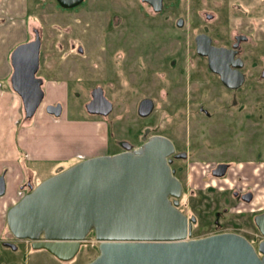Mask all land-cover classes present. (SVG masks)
<instances>
[{"label":"flooded vegetation","instance_id":"af4514ba","mask_svg":"<svg viewBox=\"0 0 264 264\" xmlns=\"http://www.w3.org/2000/svg\"><path fill=\"white\" fill-rule=\"evenodd\" d=\"M30 2L19 0L18 8L27 10L31 18L25 43L40 38L36 77L42 79L43 87L47 82L82 86L86 78L76 56L86 57L93 61L92 65L100 62L102 66L93 67L101 74L97 80L113 85L114 77L108 72L104 75L111 69L124 80V85L133 83L134 88L151 89L147 96L137 100L135 110L139 117L146 118L156 110L163 80L170 81L173 99L163 107L159 104L155 135L169 139L174 145L169 159L174 176L182 183V196L196 195L201 190L202 176L210 188L216 187L211 188L212 192L226 191L230 196L227 205L216 210L212 229L203 236L229 232L251 241L249 230L236 227L235 223L227 228L232 219L246 218L243 227L258 231L260 238L254 245L257 247L264 240L257 226L264 219V0H37L33 5ZM204 6L207 9L203 10ZM45 21L52 23L43 24ZM51 29L54 36L46 37L45 46L44 37ZM76 37H84L87 42L96 40L98 49L92 55L86 54L83 45L76 44ZM135 39L138 44L129 47ZM166 40L170 41L169 47L162 45ZM103 53L109 54L101 61L98 57ZM119 53L126 69L113 60ZM10 58L11 55V66ZM93 80L95 77L89 82ZM102 86L99 83L91 91V100L99 88L105 96ZM105 98L112 103L113 111V102ZM146 101L152 102L153 111L143 117L141 104ZM58 104L63 106L64 113L61 102L50 105ZM164 117L170 118L167 125ZM184 117L187 123L180 126ZM166 129L172 136L164 132ZM148 131L149 128L143 130V143L148 139ZM118 145L122 149L119 152L127 145L135 148L128 141ZM220 146L225 151L220 157H204L211 156V149ZM1 176L6 181V172ZM232 181L235 184L229 187ZM36 186L26 182L22 195ZM196 224L197 218L193 226ZM4 232L5 239H1L4 247L35 250L32 242L16 240L7 229Z\"/></svg>","mask_w":264,"mask_h":264},{"label":"water","instance_id":"95a60500","mask_svg":"<svg viewBox=\"0 0 264 264\" xmlns=\"http://www.w3.org/2000/svg\"><path fill=\"white\" fill-rule=\"evenodd\" d=\"M40 38L11 54V87L32 119L45 97L40 67ZM100 91V92H96ZM86 105L90 114L108 116L112 103L101 88ZM48 114L62 116L63 106ZM153 111L141 104V116ZM173 143L158 135L138 148L124 146L114 155L84 159L42 181L7 212V226L19 241L46 250L60 261L72 260L94 234L99 255L88 264H264V240L255 247L236 233L192 238L195 217L180 209L182 183L169 157ZM6 181L0 177V196ZM264 238V219L258 224Z\"/></svg>","mask_w":264,"mask_h":264},{"label":"rangeland","instance_id":"374dc122","mask_svg":"<svg viewBox=\"0 0 264 264\" xmlns=\"http://www.w3.org/2000/svg\"><path fill=\"white\" fill-rule=\"evenodd\" d=\"M5 1L6 0H0V23L6 18H15L17 22L19 21L20 28L18 30L21 29V22H26L27 25L25 24L24 27L28 29L30 27L31 18L27 15V10L24 8L23 10L18 8V0H13V8H10L8 5L7 9H4ZM36 1L37 0H31L30 3L33 5ZM202 9H207V7L204 6ZM86 19L87 18L84 19L85 22ZM44 23L48 25L51 24L52 21H45L43 24ZM15 27H18L17 23L15 24ZM53 34L54 31L51 29V31L44 37L45 46L46 37L48 38L49 36L51 39V37L54 36ZM54 39L55 38H52V40ZM75 42L77 45H83L85 53H89L91 55L95 49H98L99 46V42L96 43V40L92 39V41L87 42L84 37H76ZM137 44L138 40H132L129 47L131 46V48H133L132 46ZM162 45L164 47H169L171 44L170 41L166 40L162 43ZM107 54H100L98 59L101 61L105 60L108 57ZM120 56L122 57L120 53L115 54V59H113L115 60V63H122ZM76 57L79 59H76L77 63L83 67V78L85 77L86 80L83 81L82 86L80 87L71 85L67 86L68 94L67 98L64 99V113L61 117H57L59 118L57 121L60 124L62 122L61 127L51 126V119H48L45 111V105L48 100L43 102L42 106L38 110L37 116H35L36 118H33L34 122L32 123V127L29 128L30 131L22 135H19L21 130L17 128V125L11 126L8 123L11 120L12 113L10 112L7 118L6 114H2L3 118L0 121L2 129H0V134L3 131L4 136H2L1 140L3 143L1 142L0 146H6L9 144V148H16V150L19 151L23 149L29 152L41 151V155L36 157L34 160H27L26 162L28 168L33 173L31 183L34 186L57 174V171L61 167L66 168L68 166V163H65L63 159L57 158H61L66 151L69 153L68 156L75 154L84 158L90 157L94 154H112L119 152L122 149L119 147L118 143L122 141L130 142L135 146V148L140 147L143 144V139L145 138L143 130L149 128V131L146 134L148 139L154 136L155 132L158 133L159 104L163 107L165 103H168V100L173 99L174 92L172 91V87L169 85L170 81H166L164 79V84L161 87L159 96L157 97L158 101L155 102L156 110L153 114L150 113L152 115L149 117L141 118L135 113L138 105L137 100H139L140 97L147 96V93H150L151 89L144 91L134 88L135 85H133V83H130L129 86L126 84L124 85V80L116 77L115 72L113 73L111 69L106 71L104 75L106 76L108 72L110 77H114L113 85L111 83L107 84L103 79L97 80L100 78L101 74L96 72L93 67L99 65L102 68L101 64H99L100 62L92 65L93 61L89 62L88 58L84 57V59H80V57ZM121 65L123 66L122 68L125 66L126 69V62ZM99 71L102 70L99 69ZM94 77L95 80H93L92 83L89 82V79ZM99 83L103 85L102 87L106 92L105 96L114 104L113 111L106 117L90 114L86 110V105L91 101V91L96 88ZM166 92L169 93V96H172L168 97ZM2 108L3 111L7 110V108H4V105H2ZM127 109L130 110L129 114H127ZM54 117L51 118L54 119ZM60 119L62 120L60 121ZM186 120V117L181 119L179 121L181 124L179 125H186ZM163 121H165V125H167L170 123V118L164 117ZM39 128L41 129L39 130ZM42 131L44 132L43 134ZM164 132H167L170 136H172L169 129H166ZM21 139H23L22 143H20ZM148 139H146V141ZM34 142L35 144H33ZM48 152H53V155H47L46 153ZM209 153L211 156L205 155L204 157H220L221 154L225 153V151L220 146L212 148ZM187 182L190 183L189 181ZM232 184H235V182H230L229 187H231ZM13 187L14 185H10L9 187L7 186L5 196L0 197L1 206L14 197V191H12L14 189ZM199 188L201 190L198 189L196 195L194 196L188 195V193L183 195L180 203V209L183 213L189 217L197 218L198 224L193 226L192 238H199L205 233H210L216 210L219 211L222 209V206L227 205L226 201L230 198L226 191L212 192L211 188L213 190L216 187L211 186L210 188L203 176ZM262 195H264V193H262ZM21 196L24 195H22V192L20 191V197ZM235 217H237V215ZM244 221H246V218L232 219L227 228L234 227L231 224L235 223L237 224L236 227L249 230L250 234H247L248 237L253 242V245L257 244V241L260 238L258 237L259 235H257V229H252L246 225L243 227ZM1 230H3V225L2 227L0 226V231ZM4 236H6L5 233ZM2 238L3 237L0 235V264H88L99 255L98 243L95 242L94 238H90L89 243L83 245L76 257L70 261H59L46 251L31 250L29 252L28 250L23 249V246L19 251L8 249L1 244ZM254 241L256 243H254Z\"/></svg>","mask_w":264,"mask_h":264},{"label":"crops","instance_id":"0c3cea01","mask_svg":"<svg viewBox=\"0 0 264 264\" xmlns=\"http://www.w3.org/2000/svg\"><path fill=\"white\" fill-rule=\"evenodd\" d=\"M19 1V0H18ZM13 8V0H6L5 1V7L4 9H7V7ZM18 24V27H15V24ZM21 29L19 25V21L14 19H4L0 23V121L3 118L2 114H6V118L9 116L10 112L12 113V117L9 123V125H17V128H19L21 131L19 135L25 134L28 131H30L29 128L32 127V123L34 122L35 116L32 118V120H27L25 118V112L23 107V102L21 97L13 91L11 87V75H12V67L10 66L9 57L13 51V49L22 43H25L29 39L28 29L25 28L26 22H21ZM27 25V24H26ZM45 92L44 102L47 101L45 105V111L46 106L50 105L52 103L61 102L64 104V99L67 98L68 90L67 86L64 85H56L53 82H47L46 85L43 87ZM2 105H4V108H7V110L3 111ZM47 113V111H46ZM48 116V119H51V126L61 127V124L57 121V117L51 116L48 113L46 114ZM51 117H54L52 119ZM62 119H60L61 121ZM57 121V122H55ZM47 125V124H46ZM3 127V126H2ZM0 129L1 123H0ZM41 128H39L40 130ZM4 130V129H3ZM43 130V129H42ZM45 131V130H44ZM6 132V131H4ZM44 132L42 131V134ZM41 134V135H42ZM2 136H4L3 131L0 134V143L2 142ZM43 136V135H42ZM67 136V135H62ZM67 139V138H65ZM23 142V139L20 140V143ZM3 143V142H2ZM35 144V142L33 143ZM37 144V143H36ZM10 145L7 144L6 146L2 145L0 146V175L4 172H6V181L7 186L14 185V197L9 200L7 203L0 205V226L3 225V230H1L0 235L1 237L4 236V231L6 230V219H7V212L8 210L15 205L19 199H20V191L22 190V185H24L26 182L31 181L33 178V173L27 166V160H34L36 157H38L41 151L39 152H29L26 150H16V148L11 149L9 148ZM38 148V147H37ZM10 149V150H9ZM9 150V151H8ZM47 155H53V152L46 153ZM68 152H64L63 156L57 157L58 159H63L65 163H68V167L78 163L82 159L92 158L96 156L101 155H113L112 154H94L90 157H82L77 156L75 154H71L68 156ZM7 191V190H6ZM6 194V193H5ZM5 194L3 196H5ZM2 197V196H0Z\"/></svg>","mask_w":264,"mask_h":264},{"label":"trees","instance_id":"16d2710c","mask_svg":"<svg viewBox=\"0 0 264 264\" xmlns=\"http://www.w3.org/2000/svg\"><path fill=\"white\" fill-rule=\"evenodd\" d=\"M89 237H90V238H93V237H94V234H93V233H91Z\"/></svg>","mask_w":264,"mask_h":264}]
</instances>
